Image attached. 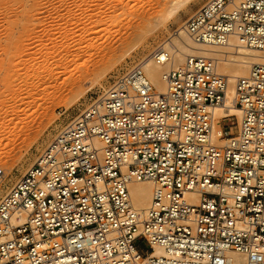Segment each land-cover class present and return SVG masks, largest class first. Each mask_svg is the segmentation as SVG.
<instances>
[{
  "label": "built area",
  "instance_id": "2783aa9c",
  "mask_svg": "<svg viewBox=\"0 0 264 264\" xmlns=\"http://www.w3.org/2000/svg\"><path fill=\"white\" fill-rule=\"evenodd\" d=\"M183 28L196 44L236 36L264 52V0H208ZM164 82L158 92L138 64L55 132L0 198V264H229V251L264 264V63L236 79L240 119H220L217 139L229 79L216 60L188 57ZM140 181L154 186L144 217L128 190Z\"/></svg>",
  "mask_w": 264,
  "mask_h": 264
},
{
  "label": "rangeland",
  "instance_id": "374dc122",
  "mask_svg": "<svg viewBox=\"0 0 264 264\" xmlns=\"http://www.w3.org/2000/svg\"><path fill=\"white\" fill-rule=\"evenodd\" d=\"M206 1L208 0H192L179 9L175 18L166 20L163 7L155 5V0H0V156L7 165V170H4L5 177L0 185V198L19 176L32 166L57 130L86 108L100 90L108 87L119 73L140 64L165 43ZM150 4H154L153 8ZM148 8H152L150 13L153 9L157 11L148 14L150 18L145 16L146 19L141 20L138 15L148 12ZM157 8H162L163 11H158ZM115 10L126 17L123 23L108 29L109 31L106 30L108 35L106 31L100 33V16L114 17ZM136 25L139 27L136 28ZM112 29L118 31L125 41L122 42L123 39L118 38V34L111 31ZM132 29L138 30L134 33ZM72 32L76 41L71 37ZM130 32L131 36H129ZM61 34L67 36V40L64 41ZM80 35L84 38L81 37L82 42L77 41ZM134 35L136 37H133ZM104 36L107 37L108 43L103 39ZM116 38L119 40L117 41ZM126 38L130 41L128 39L127 42ZM110 39L111 43H109ZM100 40L103 43L105 41L106 44L104 43L103 46L107 48L108 45L111 51L108 48L103 49ZM68 42L71 53L75 52L69 59V62L72 61L68 64L67 70H69L64 74L63 68L53 66L54 72L60 73L51 78L49 73L42 72L47 70L43 67H47L49 62L53 64L57 59L47 63L45 58L50 56L52 51L50 48L52 49L53 45H66L65 43ZM121 42L127 43L121 45ZM79 48L81 51L78 50ZM46 51L49 53L47 54ZM100 52L103 55H100ZM38 64L43 65L41 67ZM29 65L33 70L38 66V70L32 71ZM39 69L42 70L41 75ZM29 70L34 75L30 74ZM36 73L39 75L37 76ZM23 84L26 86L23 87ZM17 85L22 93L14 90L17 89ZM28 86L32 87L28 88ZM26 87L27 93L23 92ZM38 88L40 91L43 89L40 95L36 93ZM24 94L27 98H24ZM28 94L31 95L27 96ZM15 96L20 99H16ZM21 99L24 100V105ZM26 102L30 106L25 105L28 104ZM25 107L27 108L23 109ZM60 110H66V113L60 116ZM12 112L17 113L18 121L14 118L12 123H9L7 119L11 116H8L5 120L7 122H3L4 114ZM19 116L25 117L22 119ZM224 125L228 126V122ZM135 247L142 254L148 251V246H145L141 240L135 242Z\"/></svg>",
  "mask_w": 264,
  "mask_h": 264
},
{
  "label": "bare ground",
  "instance_id": "6f19581e",
  "mask_svg": "<svg viewBox=\"0 0 264 264\" xmlns=\"http://www.w3.org/2000/svg\"><path fill=\"white\" fill-rule=\"evenodd\" d=\"M155 1H156V3H154L155 5L157 4L159 7H163L164 11L161 10L162 8H160V9L157 8V9H158V11L159 10L163 11L164 14H166L165 15L166 17H164V18H166V20H172L173 18H175V16H177V14L179 12V9L181 7H183L184 5L192 2V0H155ZM154 4H152V5H154ZM126 5L128 6V3H126ZM150 5L148 6L149 8L152 6V5L151 6ZM152 8H153V6H152ZM151 9H149L148 12L145 11L147 15H145V12H142V14L138 15L139 17H141V20L144 19V18L146 19L147 16H148V18H150V16L148 14H154L153 11L155 9H153L152 13H150ZM115 11H114V17H110L108 15L100 16V27L101 28L103 27L102 29L100 28V33H101V31H106V30H108L110 28L118 27L120 24L123 23V20L126 17L124 16V14L119 13L118 10L116 12ZM156 11H154V12L156 13ZM185 23H184V25H185ZM184 25H182V27L177 29V31L170 37L171 39L169 38L165 43H163L161 46H159V48L154 50V52H152V54L148 55L141 63L144 66V72H145L146 77L156 87L157 91L158 92H164L165 89H166L165 82H164V77L166 76V74L170 70L182 66L184 64V61H185L186 58L200 56V57H209V58H212V59L216 60L218 72L221 73V74L226 75L228 77V79H229L228 90H227V100H226L225 104L216 107L214 109V111H213L214 114H215V118H216V121H215V124H214V136L217 139L218 136L222 133V127L219 124L220 119L225 118V117H234V118L240 119L239 109L235 106L234 101H233L234 100L235 81H236V79L239 78V77L247 75L249 73L250 68H251L252 65H256V64H259V63H264V52L251 50V49L247 48L236 36H231L229 38V41L226 43V45L220 46V47H212V46H205V45H202V44H196L190 39V37L184 31V28H183ZM136 26H137L136 28L139 27V25H136ZM134 28H135V26L133 27V29ZM133 29H132V31H133ZM137 30L135 29L133 32L135 33V31H137ZM111 31H113V29ZM113 32H115V29H114ZM115 33L118 34V31H116ZM112 34H114V33H112ZM119 34H118V38H122V36L120 37ZM129 34H130L129 36H131L132 33L130 32ZM74 35H75L74 32H72L71 37L74 38L75 37ZM106 35H108L107 31H106ZM135 35L133 37H136ZM137 35H138V32H137ZM52 36H54V35H52ZM60 36L64 39V41H65V39L67 40V36H64L62 34ZM114 36H115V34H114ZM81 37L82 36L80 35L77 41H81L82 38H83V37L82 38ZM111 37H113V36H111ZM118 38H116V40ZM89 39H87V40L89 41ZM103 39L106 40L107 37H105ZM128 39L129 38H126L127 42L130 41V39H129V41H128ZM74 40H75V38H74ZM74 40H72V41H74ZM92 40H94V39H92ZM94 41H92V42H94ZM124 41H125V39H123L122 42H124ZM81 42H79V43H81ZM90 42H91V40H90ZM122 42L120 43L121 45L127 43V42H125V43L122 44ZM72 43H76V42H72ZM94 43H96V42H94ZM101 43H103V42H101V40H100V45H101ZM104 43H105V41H104ZM104 43L102 44V46L104 45ZM106 43H108L107 40H106ZM109 43H111V39L109 40ZM65 44L66 45H64V44L53 45L52 49L50 48V50H52L51 53H50V56L48 55L49 57L47 56L45 58L46 60L44 58H43V60H45V62H47V63L50 60H52V61L54 59H57V60H54L53 64H50V62H49L48 66H50V67H48L47 65H45L47 67H43V68H45L47 70H43L42 71V70L39 69L40 72L39 71L38 72H39L40 75H41L42 72L45 71L44 73H46V72L49 73L50 77L52 76L54 78L55 74H56V76H58L57 74H59L60 72L59 73L54 72L53 66L55 68H63V70H62L63 73L64 72L65 73L68 72L69 69L67 70V67H68V64L72 62L71 60H70L71 62H69V59H70L72 53L69 50L70 49L69 42L65 43ZM41 45H43V44H41ZM91 45H92V43H91ZM110 45L112 46V44H110ZM106 46L111 51V48H109L108 45H106ZM91 47H93V46H91ZM43 48H45V47H43ZM107 48L104 47L103 49L107 50ZM161 48H163V49L167 50L168 52H170L171 56H170V59L165 60L166 62L164 61V63L162 65H156V64L153 63V61H152L153 59L152 58H153V55H154L155 51H158ZM78 50H80V48ZM100 50H102V49L100 48ZM112 50H113V47H112ZM101 52H100V55H103V54H101ZM48 53L49 52H47V54ZM44 54H45V52H44ZM73 54H75V52ZM80 56H81V54H80ZM77 57H76V59H78ZM41 58H42V55H41ZM73 61H74V59H73ZM35 64H36V62H35ZM31 65H33V64H31ZM31 65H29V66L32 68ZM38 65L41 66L43 64H38ZM35 66H37V65H35ZM37 68H38V66L35 69H37ZM23 69H25V68H23ZM31 70L34 71L33 68ZM64 70H66V71H64ZM62 71H61V74H63ZM34 72H36V70ZM24 73H25V71H24ZM30 74L34 75V73H32L31 71H30ZM39 74H37V76ZM39 77H37V78H39ZM22 82H24V81H22ZM24 84L22 85L23 87L26 86ZM38 85H40V84H38ZM20 87H21V85H20ZM31 87L28 86V88H31ZM28 88L26 87L25 90L22 88L24 90L23 92H25L26 90L28 91ZM46 88H48V87H46ZM18 89H19V85H17V89L15 88L14 90L19 91ZM32 89H34V88H32ZM35 89H37V88H35ZM38 90H39V88H38ZM27 91H26V93H27ZM37 91H36V93L39 94V95L41 94V92L43 93V89H42V91L39 90L40 91L39 93ZM31 92H29V93H31ZM20 93H22V91ZM25 94H24V96H25ZM30 95L28 94L27 96H30ZM22 97H23V95H22ZM24 98H27V97L25 96ZM16 99H20V98L16 97ZM20 101H21L22 105H24V103H23L24 100L22 101V99H21ZM20 101H18V103ZM29 102L31 103V101H29ZM26 103H28V102H26ZM25 105L30 106L29 103L25 104ZM31 105H32V103H31ZM26 108L27 107H25L23 109H26ZM18 110L20 111V109H18ZM24 111H26V110H24ZM22 113L23 112L21 111V114ZM8 116H11V118L7 119ZM17 116H18L17 113H14V112H12L11 114L10 113L9 114L6 113V114H4V118H3L4 121L3 122H7L8 121L9 123L10 122L12 123L14 118H16L17 120L16 119L15 120L18 121V117ZM20 117L21 116H19V118ZM23 117H25V116H22L21 118L23 119ZM6 119H7V121H5ZM0 165L2 166V167L0 166L1 167L0 170H2V171L7 170V168H6L7 165H5V163L2 161V157L1 156H0ZM4 175H5V173H4ZM4 177L5 176H3L1 178L0 185H1V182L3 181ZM153 189H154V186L149 181L130 182L129 185H128V190H129L131 204L137 210V212L139 213V215L141 217L145 216V212H146V210H147V208H148V206H149V204L151 202V199H152ZM161 253H162L161 250L156 249L154 255H160ZM225 256H226V259L228 260L229 264H246V258L243 255L238 254L236 252H230V251L226 252Z\"/></svg>",
  "mask_w": 264,
  "mask_h": 264
}]
</instances>
